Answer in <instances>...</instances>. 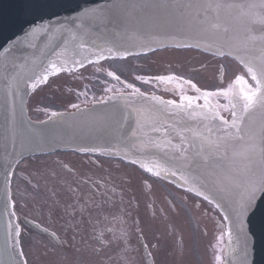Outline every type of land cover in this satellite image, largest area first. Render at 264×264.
<instances>
[{
	"label": "water",
	"instance_id": "water-1",
	"mask_svg": "<svg viewBox=\"0 0 264 264\" xmlns=\"http://www.w3.org/2000/svg\"><path fill=\"white\" fill-rule=\"evenodd\" d=\"M188 2L0 0V264L24 261L7 237L12 168L24 158L58 151L147 165L222 216L226 236L221 264H264V200L248 215L247 249L233 213L242 186L264 178V104L245 112L244 101L234 100L240 131L229 128V134L208 109L173 107L140 94L112 95L38 122L26 113L30 84L49 73L52 63L75 69L80 67L76 61L84 66L101 55L121 59L161 49H192L233 60L249 78L248 67L258 75L264 72L261 0H190L199 7L184 8ZM37 25L49 30L26 35ZM154 127L161 131H152ZM11 221L15 226L13 217Z\"/></svg>",
	"mask_w": 264,
	"mask_h": 264
},
{
	"label": "flooded vegetation",
	"instance_id": "flooded-vegetation-1",
	"mask_svg": "<svg viewBox=\"0 0 264 264\" xmlns=\"http://www.w3.org/2000/svg\"><path fill=\"white\" fill-rule=\"evenodd\" d=\"M111 71L120 77H109ZM174 77L164 81L155 77ZM244 70L227 57L192 49H161L48 73L26 100L33 121L87 108L118 94L140 93L163 101L227 89ZM137 77L150 79L145 83ZM182 78V79H180ZM111 89V91H106ZM208 103L230 121L232 102ZM76 104L78 108L66 107ZM187 106V102H184ZM204 99L193 107L204 108ZM225 106L226 109L225 110ZM9 198L21 228L27 264H221L226 226L207 201L128 161L96 153L58 151L22 159L9 176ZM54 234V235H52ZM219 257V259H217Z\"/></svg>",
	"mask_w": 264,
	"mask_h": 264
},
{
	"label": "snow or ice",
	"instance_id": "snow-or-ice-1",
	"mask_svg": "<svg viewBox=\"0 0 264 264\" xmlns=\"http://www.w3.org/2000/svg\"><path fill=\"white\" fill-rule=\"evenodd\" d=\"M254 6V5H253ZM184 8L187 9H194L199 7V5H195L193 3L189 2L183 5ZM217 7H219V4H217ZM260 7H264V0H261ZM43 30L45 33L49 30V26H41L37 25L36 27L32 28L26 35H35L38 31ZM59 31V29H57ZM83 47V45H82ZM5 51H8V49H5ZM127 55V53H125ZM107 57H104L103 55L98 57L99 59H106ZM97 60V62H98ZM92 61H89L91 63ZM76 64H79L80 67H83V64L80 61H76ZM64 70H71V69H65L63 67H57L55 63H52L49 65V71L52 74H55L60 71ZM248 74L250 75L251 80L255 81L256 88L253 89L250 84H248L247 80L244 76H236L234 82L228 86L227 89H218L215 92H208V91H202L200 88L196 87V85L191 81H186L187 84H189L193 89H195L196 93H199L200 95H197L196 97H187V96H181V103H177L176 100H167L163 101L167 105H172L173 107L178 108H184L185 104L184 102H187V107L192 108L193 107V100H200L204 99L205 104L204 108L208 109V112H210L213 116V118L218 117L222 124L225 126L224 131L226 134L228 133L229 128L236 129V132L239 133L240 129L237 125V119H236V112L232 111V121L231 124L228 120L224 119L222 116H218V113L215 112L214 109L209 105L208 100L212 96H223L225 98H229L232 95H236L238 92V95L243 99L244 101V111L247 112L250 108L256 106L257 104H264V72H261L259 75L257 72L253 69V67H248L247 69ZM109 77H113L115 80L119 81L120 77L115 75L114 72L109 71L107 73ZM174 77H164V76H158L155 77V80L158 81H164L165 79H173ZM137 79L142 80L145 83L150 82V79H145L144 77H137ZM182 79V78H180ZM48 80V71L45 72L41 77L37 78L36 82H32L30 84V87L35 88L37 86V82L39 83H46ZM126 87L128 89H132L135 94H140V89L135 88V86L131 83L126 84ZM106 91H111V89H106ZM11 90H9V96H11ZM111 99V97H110ZM103 102V101H102ZM72 108H78L79 106L76 104L71 105ZM196 107H200L199 105H196ZM236 105L232 104V108L235 109ZM225 110L226 106H225ZM53 115H58V113H53ZM154 132H160L161 129L154 127L152 129ZM165 134H167V130L164 129ZM236 139H242L239 135L236 136ZM91 151L95 152L97 149H91ZM133 164L136 163L135 160L131 161ZM141 167L145 168L148 172H152L153 169L147 167V165L141 164ZM156 175H159V172L155 173ZM171 175L175 176L176 172H172ZM185 183H187V180H185ZM192 190V189H189ZM199 194V193H198ZM205 199H208L207 196L204 197ZM264 200V178L260 179H250L248 180L241 188V191L239 193L238 200L236 202V206L233 208L235 223L238 226L239 229V236L243 238L245 249H247L248 245V232L246 230V221L248 218V215L250 212H252L257 207V202ZM14 208V204L11 201V198H9V201L6 205L7 209ZM7 215L9 216V220L7 223V237H8V243L13 249H19L21 244V228L19 224H16L13 226L11 217H14L16 215L15 211H8ZM226 219H229V217H225ZM54 235V234H52ZM229 235L231 236V225L229 228ZM19 255L23 256V251H19ZM219 259V257H217ZM23 264H27V261H23Z\"/></svg>",
	"mask_w": 264,
	"mask_h": 264
},
{
	"label": "rangeland",
	"instance_id": "rangeland-1",
	"mask_svg": "<svg viewBox=\"0 0 264 264\" xmlns=\"http://www.w3.org/2000/svg\"><path fill=\"white\" fill-rule=\"evenodd\" d=\"M71 105H72V104H68V105H66V107H71Z\"/></svg>",
	"mask_w": 264,
	"mask_h": 264
},
{
	"label": "bare ground",
	"instance_id": "bare-ground-1",
	"mask_svg": "<svg viewBox=\"0 0 264 264\" xmlns=\"http://www.w3.org/2000/svg\"><path fill=\"white\" fill-rule=\"evenodd\" d=\"M46 120V119H45ZM39 121H42V120H39ZM36 122H38V121H36ZM226 236V235H225ZM224 242H225V239H224Z\"/></svg>",
	"mask_w": 264,
	"mask_h": 264
}]
</instances>
